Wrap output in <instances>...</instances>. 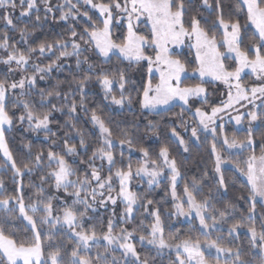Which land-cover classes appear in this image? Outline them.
I'll list each match as a JSON object with an SVG mask.
<instances>
[{
    "label": "snow or ice",
    "instance_id": "obj_1",
    "mask_svg": "<svg viewBox=\"0 0 264 264\" xmlns=\"http://www.w3.org/2000/svg\"><path fill=\"white\" fill-rule=\"evenodd\" d=\"M17 8L19 17L14 16ZM0 10V25L4 26L0 32V65L7 68L0 79V171L11 173L14 184L9 194L0 179V264H156L153 254L163 257L165 250L169 264H264V213L256 216L257 204H264V0H229L227 4L225 0H83L82 4L80 0H63L55 7L51 0H0ZM204 12L213 17L210 23ZM49 13L62 31L55 39L34 44L30 37L48 21ZM25 17L31 23L18 29L16 21ZM17 30L19 40L11 35ZM184 47L194 51L196 67L192 71L200 78L194 85H183L187 72ZM113 57L117 65L96 70L93 58L109 65ZM69 58L75 59L74 68L65 63ZM145 65L147 80L142 77L137 81L129 75L134 66L140 70ZM246 70L254 77L251 87L241 82ZM54 71L68 75L50 88H39ZM17 73H21L19 79L14 78ZM154 73H158L155 83ZM93 78L105 100L122 109L127 106L129 111L138 105L141 116L155 114L163 119L179 107L180 112L174 113L179 124L171 122L168 142L158 151L137 146L143 141L139 125H134L135 131L120 130L113 139L110 121L95 109L89 112L87 89ZM216 82L227 89L222 94L226 98L211 105L210 111L194 107L193 100L208 104L205 84ZM117 85L118 96L113 94ZM54 100L59 101V107ZM52 112L67 116L61 126L68 129L63 139L51 131ZM80 112L86 123L99 131L95 146L77 126ZM225 116L241 131L247 121L244 138L228 135ZM17 122H26V130L44 132L45 141L51 140L47 152H33L32 143H22L21 158L17 159L6 139L7 129ZM159 127L153 120L145 125L157 141ZM72 133L79 136V146L71 142ZM209 136L214 175L205 171L199 178L193 176L185 181L181 194L178 187L183 176L171 146L175 145L178 154L181 149L188 153L192 144L203 143ZM117 140L119 160L115 154ZM125 147L129 153L140 154L135 168L130 159L127 164L124 160ZM79 149L85 156L90 149L91 155L77 164L68 157L79 156ZM234 151L240 158L233 169L244 177L247 191L236 199L249 205L247 213H238L237 204L225 200L231 186L225 175L224 154L230 158ZM81 165L86 166L83 175ZM34 173H39L38 182L31 179ZM26 176L32 193L27 199ZM136 177L146 180L149 191L143 195L131 186ZM162 178L169 181L171 194L168 219L184 218L193 224L183 238L165 237L160 204L150 191ZM61 190L63 197L54 194ZM118 202L123 205L119 220L124 225L135 223L136 213L143 209V218L131 230H116ZM109 203L113 208L106 228L97 231L94 225L86 227L89 212L107 209ZM148 217L151 222L145 225ZM242 229H246L247 246L236 242ZM58 233L60 239L56 238ZM137 243L150 246L143 257Z\"/></svg>",
    "mask_w": 264,
    "mask_h": 264
},
{
    "label": "trees",
    "instance_id": "obj_2",
    "mask_svg": "<svg viewBox=\"0 0 264 264\" xmlns=\"http://www.w3.org/2000/svg\"><path fill=\"white\" fill-rule=\"evenodd\" d=\"M229 0H225V3L227 4ZM52 5L55 7L59 3H63V0H51ZM234 3V0H233ZM84 9L82 8L81 11ZM1 10L0 12H2ZM40 15L44 16V9L43 5L40 6ZM53 13L48 14V21L43 24L42 27L37 28L35 33L30 37L32 39L34 44H38L39 42L45 40V39H55L56 33H59L62 31V27H59L56 25V22L52 20ZM54 15L58 18L60 13L59 11H56ZM203 15L209 19V23L211 22V19L213 17H209L207 12H204ZM15 17H19L18 11L17 14H14ZM34 20V16L31 18ZM18 29L25 27L26 24H30L31 20L27 17L17 20ZM241 23H244L243 19L241 20ZM83 25H81V28ZM119 28L120 26H116ZM4 30V26L0 25V32ZM115 34V30H114ZM15 40L20 39L19 30L11 34ZM251 40V32L248 33V41ZM246 41V43L248 42ZM182 58L186 60L187 63V72H193L192 69L196 67L195 62L190 59L188 56V53L182 52ZM93 62L96 64V70H99L100 68H112L114 65H117L118 62L116 61L115 57H113L112 63L109 65H101L98 60L93 58ZM45 64L48 63L47 60L44 61ZM66 64H70L73 68L75 67V59L69 58L66 62ZM126 63V62H125ZM84 67H87L86 65ZM123 67V65H121ZM138 66H134L132 69L129 70V75L132 76L134 79L139 81L142 77L144 80L147 79L146 77V67L144 66L142 69L137 70ZM7 74V70L0 69V79H3L4 76ZM67 72H53L51 74V78L47 79L45 81H41L39 84V88H50L52 85H54L57 80H63L65 76H67ZM71 78V77H69ZM156 81V77H154V80ZM199 82V79L196 77H186L183 79V85H194ZM67 87V85H65ZM37 89V91L39 90ZM119 93V87L118 85L115 87L113 94L118 96ZM134 94V93H133ZM39 96L35 97V100L39 102ZM77 102H79V95L76 97ZM54 103L57 104V107L60 106L59 101L54 100ZM87 105L89 108V112L91 110L95 109L98 113L102 114L103 118L106 121H110V127L113 129L114 136L113 139H116V134L120 132L122 129H128L130 131H135L134 125H139V135L143 136L142 143H139L137 146H144L148 147L150 149H154L158 151L159 146L161 144L167 143V137L169 135V127L171 126L172 121H176L177 124H179V121L176 119V116L174 113H179L180 108L176 107L173 109L172 113H167L161 119L160 116H156L155 114H147L145 116H141L139 112L138 105H134L132 107V110L129 111L128 107L125 106L123 109L120 108L117 105H113L110 103V100L104 99V93L101 89V86L95 82V78L89 83L88 89H87ZM11 107V106H10ZM49 107H51L49 105ZM45 108H37V111H46ZM20 114V111H16V115L18 116ZM52 122L50 124L51 131L53 133H56L60 139L64 138L65 133L68 132V129L62 128L61 126L65 123L67 120V116L63 115L61 112H52ZM80 121L78 122V127L85 133L86 139L90 144L95 146V140L99 137V131L98 129L93 130V126L90 123H86L87 118L85 117L83 112L79 113ZM185 119H189L188 115L185 114ZM148 120H153L154 122H159L160 127L157 130L159 141H157V137L153 136L150 132H147L145 129V125L147 124ZM195 126V125H193ZM27 123L25 122L24 125H20L19 122L16 123V125L6 131V139L9 142V147L13 151V154L16 156L17 159L21 158L20 148L22 143H32L33 145V152L39 151L43 149L45 152H47L49 145L51 143V140L45 141V133L39 132L35 133L31 130L27 129ZM227 129L228 135H236L237 138H244L246 135V131L244 130H235L232 125H228L225 127ZM181 132H183V129H180ZM72 136L74 139H72V143L77 144L79 146V136H76L75 133H72ZM190 136V131L185 135V139H188ZM139 139V137H137ZM203 140V137H202ZM210 145H211V137L209 136L208 140L201 142H195L192 144L191 150L188 153H184L181 149L179 154L175 150V145H172V155L176 158L178 161V165L180 167L183 179L179 181V187L178 192L182 194L183 187L185 181H190L193 176H196L199 178L202 176V174L207 171L208 173L213 175V166L212 161L210 160ZM59 150V149H57ZM80 155L76 157H68L69 160L75 159L77 164H79V161L81 159H87V156L91 155V150L89 149L87 156L84 155V150L79 149ZM124 160L126 164L129 162L132 163L133 168H135L137 164V157H139V153L136 151H132L129 153V150L127 147L124 148ZM249 151H245L242 155L243 157H247L249 154ZM256 153L259 155L260 153V132L258 131L256 133ZM116 157L117 160L120 159V148L117 140V148H116ZM226 159L225 161L229 162L230 164H234V162L240 158V156L237 153H233V155L229 158L227 157V154H224ZM97 164L100 163L99 160L96 161ZM84 165H81V171L80 175H83V169ZM105 168H107V164L105 163ZM225 175L228 179V183L231 186L229 188L228 193L226 194L225 200H231L233 203L237 204V210L238 213L243 212L247 213L248 204H245L244 201H238L236 198L241 195H247V191L244 187V179L242 176L238 174V172H235L233 168H225ZM105 175L107 173L105 172ZM38 176L39 173H34L31 176L32 180H35L38 182ZM72 178H76L73 176ZM0 179H2L6 185L5 191L11 194V191L14 187V184L11 180V173H4L0 171ZM205 179H210V177H205ZM29 182V177L24 178L25 183V198L27 199L28 196H30L32 193L28 190L27 184ZM168 183L169 181L166 178H162V182L159 186L152 188L151 196L160 204V211L162 213V219L165 222V237L170 239L174 236L179 235L181 238L183 236L187 235L189 231L193 228V224L190 223L187 220H184L180 218L179 220L168 219V212L167 210L171 208V194L170 190L168 189ZM234 185V186H232ZM131 186L133 190H137L141 193V195L145 194L149 191V188L147 186L146 181H141L137 177L132 181ZM47 187V186H45ZM117 188V187H116ZM118 190V188H117ZM206 191V189H205ZM55 195L59 197H63L64 193L63 190H61L59 193H54ZM115 195V192L112 193ZM167 201V203H166ZM71 203V201H69ZM220 206V205H217ZM139 207V205H137ZM112 205H108V208H98L96 212H89L90 219L86 220L85 226L91 227L95 226L97 231H99L102 227L106 228L107 220L112 214ZM123 210V205L118 202L117 206L115 207V223H116V230L118 231L121 227H127L129 230L136 227L140 220L143 218V209L140 208V210L136 213L135 223H129L127 225L121 224L119 220V216L121 211ZM261 213H264V205L263 204H257L256 207V216L259 218L261 216ZM151 217H148V219L145 221V225H148L151 222ZM196 227H198V223L196 224ZM192 235H198L196 232H192ZM225 235L227 236V233L225 232ZM57 239L61 238V234H57ZM203 239V236L200 237ZM236 242L242 243L243 245L247 246L248 244V237L245 235V232H242L239 234ZM64 243L67 244V239H64ZM137 248L141 252V256L143 257L145 254H147L148 249L150 246L148 245H140L137 243ZM93 254H95V249L93 250ZM153 258L156 261V264H169V258L167 254V250H165V254L163 257H157L155 254H153Z\"/></svg>",
    "mask_w": 264,
    "mask_h": 264
},
{
    "label": "rangeland",
    "instance_id": "obj_3",
    "mask_svg": "<svg viewBox=\"0 0 264 264\" xmlns=\"http://www.w3.org/2000/svg\"><path fill=\"white\" fill-rule=\"evenodd\" d=\"M80 2L82 4L83 0H80ZM17 11H18V15H19V8H17V10L15 11L14 14H17ZM141 30L143 31V26H141ZM177 51H181V50L180 49H177ZM182 52L188 53V56L190 57V59H192L195 62L194 51L193 52H190V50L187 47H184L182 49ZM228 63H232V62L231 61H228ZM145 67H146V65H145ZM0 69L5 70V71L7 70L6 66H4V65H0ZM20 75H21V73H17L14 78L15 79H19L20 78ZM153 75H154V77H156V80H158V73H154ZM146 77L148 78V76H147V68H146ZM186 77H196V78L200 79L198 73H195L194 74L193 72H186L183 75V79L186 78ZM253 81H254V77H252L250 75V73L248 72V70H246L245 73H242V81L241 82L243 84H246L249 87H251ZM153 82L155 83L156 81H153ZM205 87L208 90V97H207L208 104L207 105H202L201 102L200 101H197V100H193L192 101V104L194 105V107H205V108L208 109V111H210V106L211 105L219 104L220 103V100L222 98H226V97L222 96V94L223 93H226L227 89L225 88V86L223 84H221L219 82H216L215 84H205ZM17 91H19V90H17ZM257 103H259V101H257ZM193 111H194V108H193ZM242 111H243V109H242ZM233 115H235V113H233ZM218 123H219V121H218ZM223 123H224L225 127L228 126V125H232V127L235 130L239 131L238 130V126L235 124V122L234 121H230L227 116H225ZM5 127L7 128V126H5ZM247 127H248V124H247V121H245L244 124H243L244 131H246ZM8 130L9 129H7V131ZM233 153H236V152L234 151ZM224 168H233V165L230 164L229 162L225 161ZM213 175H214V172H213ZM137 178L140 179L139 177H137ZM242 178L244 179V177H242ZM72 179H75V178H72ZM116 187L117 188L119 187L118 182L116 184ZM182 219H184V218H182ZM242 232H246V229H242L240 233H242Z\"/></svg>",
    "mask_w": 264,
    "mask_h": 264
}]
</instances>
